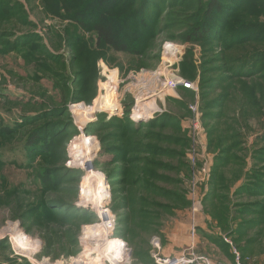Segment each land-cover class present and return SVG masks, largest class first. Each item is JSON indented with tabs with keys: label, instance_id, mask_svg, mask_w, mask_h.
Listing matches in <instances>:
<instances>
[{
	"label": "rangeland",
	"instance_id": "374dc122",
	"mask_svg": "<svg viewBox=\"0 0 264 264\" xmlns=\"http://www.w3.org/2000/svg\"><path fill=\"white\" fill-rule=\"evenodd\" d=\"M0 1L10 8L0 20V264H75L83 254L78 262L90 264L101 253L88 241L87 228L96 225H103L101 244L123 242L119 264L190 253L234 264L223 237L244 260L264 264V0H221L227 38L235 29L258 38L242 46L260 51L255 59L263 55L249 78L229 71L241 57L237 48L196 37L207 0L117 2L106 10L117 16L115 29L126 31L132 51L144 50L100 48L81 65L69 26L87 39L94 34L56 13L75 15L71 0ZM141 21L148 22L142 30ZM168 43L178 49L172 59ZM94 54L93 89L83 94L79 73ZM156 72H174L196 91L166 89ZM74 105L86 111L76 114ZM137 111L148 114L137 118ZM37 134L41 142L30 146ZM79 146L85 167L76 166ZM90 171L98 180L86 184ZM256 180L261 195L239 192ZM242 205L257 212L242 215Z\"/></svg>",
	"mask_w": 264,
	"mask_h": 264
},
{
	"label": "trees",
	"instance_id": "16d2710c",
	"mask_svg": "<svg viewBox=\"0 0 264 264\" xmlns=\"http://www.w3.org/2000/svg\"><path fill=\"white\" fill-rule=\"evenodd\" d=\"M79 1L80 0L69 1V2H71L70 7H73V9H75V12H77L75 14L76 18L74 17L75 15H73V16L71 15L72 17H70L69 15H67L68 13H65V12L62 13V10H59V9L56 10V13L58 15H60V17H62V18L66 17V19L70 18V20L75 22V24H77L79 26V28L83 27L86 32H90L91 34H94V36H92L90 39H87L85 35H82L80 33L75 32V31H78V27L69 26L68 30H70V31L67 34L69 35V38L73 39L72 48H74L76 51L79 52L77 55L78 60H79V65H81V59L84 57V54L91 55L95 51L99 50L100 48H110L114 52H117V53H131V54L139 53L142 50H144V48H143L141 50L132 51V49H130L129 44L127 43V38L125 36L126 31L123 33H119L114 27V23L112 22V19L113 18L116 19L117 16L116 15L113 16V15L109 14L108 12H106L107 8H108V10L113 9L112 7L115 6V4L121 0H113V2H112V0H107V3L104 0H91L89 3H87V2L82 3ZM235 1L236 0H234L233 3ZM76 2H78V3L76 4ZM57 3H58V1H56V4ZM92 3L96 7V10H97L95 13L96 15L93 14L94 9H90V6ZM91 11H92V13H91ZM0 12H1L0 13V20L2 18H5L4 15H6L8 12L10 13V8L7 6L5 7V5L2 3V1H0ZM90 13H91V15H90ZM224 13H225L224 5L221 4V0H207V4L205 7V11H204V19H206V25L198 28L195 32V35L199 39V41L208 40V39L212 40L213 39V41L214 40L218 41L221 44L225 43V44H227L226 49H229V51L231 49L237 48L238 50L237 49L236 50L241 54L240 55L241 57L240 58L238 57L234 61V64H232L231 67H229V71L231 74H233L234 76H236L238 78H249L250 73L253 74L255 72V71H253V68L250 66L253 65V63H255L256 61H258V60L260 61L262 59L263 55L260 58L255 59V55H257L260 51L259 52H253V53L252 52H244V49L242 48V46L244 43H247V42L250 43L252 41H256L258 38H254V37L244 38V34H240V32L237 31L236 29L234 32L232 31V37L227 38V36H228L226 33L227 29H228L227 25L226 26L221 25L222 20H221V23L218 22L219 19L223 17ZM230 18H232V17H230ZM223 23L226 24L227 21L226 22L223 21ZM144 24H146V25H144ZM237 24L239 25L240 23L238 22ZM144 26L145 27L148 26V22L144 23L141 21L139 29L140 30L144 29ZM219 27H220V33L217 37H214L213 36V29H218ZM25 42H28V41H24V43ZM22 45H23V42H22ZM88 45H89V48H87ZM40 49L43 51L42 48H40ZM40 49L38 50V52H40ZM34 52H35V50H34ZM49 55L50 54H47V56H49ZM35 59L38 62V64L40 63V64L45 65L46 61L41 56L37 55V56H35ZM88 60H90L91 62L89 64H86L85 67H82L80 70V73H79L80 77H81V79H80L81 85L80 86H82L83 94H85L88 91V89H89V92L91 91V89H93V87L91 86V82L94 79V64L98 60L97 54L93 55V60H92V58L88 59ZM256 64L258 65V62ZM188 81H190V80H188ZM223 84H224V81H223ZM179 90L182 91V90H187V89H179ZM141 113H144V112H140L139 115H137L138 118L142 117ZM143 115H145V114H143ZM119 122L121 124V121H119ZM163 122L164 121H161V123H163ZM151 124H156V121H152ZM7 129H8L7 127H4V129H2V131L4 133H6ZM39 142H41L40 134H37L36 136H33L32 139H30L29 145L34 146V145L39 144ZM223 154H222V156H224ZM227 160H228L227 158L223 159V157L220 156L218 161H221L222 163H224V161H227ZM257 180L253 181V182L249 181L248 185L242 184L239 192H242V190L243 189L245 190V188L247 187V188H249V190L247 189L248 193L261 195L260 186H261L262 181H257ZM238 183H240V182H238ZM253 190H255V191H253ZM260 204L263 205L262 203H260ZM248 206H250V207L247 208V207H245V205H242L241 210H240V214L244 215L247 213L257 212L256 209L251 208L253 206H251V205H248ZM232 221H233V219H232ZM252 224H254V222L248 223L245 225L250 226ZM239 231H240V229H239ZM233 233L236 236V237H234V240L237 241V239L240 236L238 234H235L236 231ZM236 241H234L235 245H236ZM221 243H223L224 246L231 251V247L224 241V237L221 238ZM237 247L239 248V246H237ZM230 253H231L230 256L232 257V259L234 261V256L232 254V251Z\"/></svg>",
	"mask_w": 264,
	"mask_h": 264
},
{
	"label": "built area",
	"instance_id": "2783aa9c",
	"mask_svg": "<svg viewBox=\"0 0 264 264\" xmlns=\"http://www.w3.org/2000/svg\"><path fill=\"white\" fill-rule=\"evenodd\" d=\"M174 48V53H171L169 50L170 48ZM164 50L167 55L171 57L177 52V47L171 45L170 43L164 45ZM155 81L157 83H161L166 89L169 90H178V89H187V90H194L196 91L195 84L182 78L178 74L169 73L165 74L164 72H156L154 75ZM190 110L196 115V119L193 120V127L194 129H199L200 128V122H199V108L197 105L191 106ZM224 241L231 247L232 254L234 256V264H254L253 262L249 260H244L241 257L240 251L234 246L232 241L228 238L225 237ZM157 264H223V263H216L213 261H210L206 257H199L194 253H190L187 255L179 256L176 259L173 260H167V261H161L159 260Z\"/></svg>",
	"mask_w": 264,
	"mask_h": 264
},
{
	"label": "bare ground",
	"instance_id": "6f19581e",
	"mask_svg": "<svg viewBox=\"0 0 264 264\" xmlns=\"http://www.w3.org/2000/svg\"><path fill=\"white\" fill-rule=\"evenodd\" d=\"M72 108L79 109V110H77L76 114H78L80 112L84 113L86 111L84 106H81V105H74ZM140 112L141 111H137V112H134V113L139 115ZM143 114L147 115L148 112L141 113V116H145ZM137 115H136V117H137ZM80 150H81L80 146H79V148L78 147H74V149L72 150L76 154H81L82 155L81 156L82 157L81 160H83V161H78L76 166L85 167L88 164L86 162H88L89 157H87L88 159L85 158L84 154H82ZM79 151H80V153H79ZM83 179H84L86 184H89L90 181H92V180L93 181H95V180L97 181L98 180V175L95 172L90 171V172L87 173V175ZM98 218H101V219L105 220L106 216H105V214L100 212L98 214ZM99 229H103V225L90 226L89 228H87V234L89 233V235H88V239L89 240L88 241L94 245V250L96 252H101L98 255V257L96 258V260L94 262L90 263V264H103L104 263L103 259H106L107 257H109L111 259V262L113 260L112 264H119V262L122 261L126 257V255H123V251L125 249L124 245H123V242H121L120 239L112 238V239H109L108 242L105 243L106 245H103L104 243L101 244L104 240L102 241V239H101V236H100L101 233L96 231V230H99ZM101 231L102 230H100V232ZM83 256H85L84 258L88 257L87 254H83ZM99 257H102L103 259L101 260ZM84 258H78V260L79 261H84L83 260ZM78 260L74 261L75 264H81V263L78 262Z\"/></svg>",
	"mask_w": 264,
	"mask_h": 264
}]
</instances>
